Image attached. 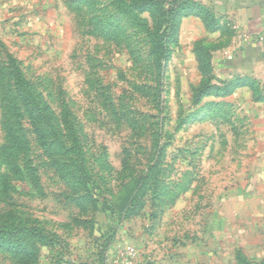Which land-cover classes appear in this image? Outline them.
I'll use <instances>...</instances> for the list:
<instances>
[{
  "label": "rangeland",
  "instance_id": "374dc122",
  "mask_svg": "<svg viewBox=\"0 0 264 264\" xmlns=\"http://www.w3.org/2000/svg\"><path fill=\"white\" fill-rule=\"evenodd\" d=\"M136 1L0 0V65L12 56L57 97L55 109L64 98L77 135L67 141L87 175L84 186L67 187L23 123L19 157L28 155L35 174L0 196V212L33 233L15 238L25 249L17 255L2 237L0 264H235L238 249L264 259V144L252 106L264 103L249 86L194 103L206 83L204 49L210 75L230 81L220 63L229 35L183 13L154 106L142 19L152 24L154 8ZM4 137L0 126V144Z\"/></svg>",
  "mask_w": 264,
  "mask_h": 264
},
{
  "label": "trees",
  "instance_id": "16d2710c",
  "mask_svg": "<svg viewBox=\"0 0 264 264\" xmlns=\"http://www.w3.org/2000/svg\"><path fill=\"white\" fill-rule=\"evenodd\" d=\"M164 3L166 7L162 6ZM132 4L141 11L154 8L152 9V17L150 16L152 24H149L148 18L142 19L148 25V35H150L151 40L149 57L154 85H148V88L152 89L154 93L152 103L159 108L162 102L159 94L163 82L165 61L171 53L169 43L172 38H175L178 31V18L183 13V15L190 14L199 17L205 28L212 32L218 29L217 20L208 7L196 0H139ZM200 48L202 47L198 49L200 50ZM204 50L205 61L200 66L207 77L206 83L194 90L195 104L207 96H228L233 93L236 87L243 85L238 79L230 81L220 79L219 81L218 78L211 76L209 68L210 50ZM198 56L199 58L202 57L200 54ZM0 67V126L5 133L4 143L0 144V196L9 192L13 193L16 188L15 181L18 182V179L19 181H29L30 176L33 177L35 174L28 155L19 157L21 151L27 152L28 142L25 137L27 129L23 123L27 124L36 144L39 148L44 149L45 154L51 160L52 167L66 182L67 187L84 186L87 175L83 164H79L77 161L80 158L81 150L79 146L70 145L67 141L71 134L73 140L76 141L74 143H77V135L75 127L71 130L66 127L69 121L66 120L67 112H65L64 98L59 99V103H56L58 109H55L51 101L56 102L57 97L47 92L44 93L39 88V83L28 78L12 56H8L6 62H1ZM221 81L223 84H220ZM247 85L254 91L252 93L253 99L264 103V95L259 92L258 83L250 80ZM158 139L157 136L155 141ZM154 147H157V143ZM72 155L73 157L77 155V160L73 159ZM7 213L9 214L7 219L9 223L7 225L0 224V246L4 242L2 237H7V243L12 246L11 250L14 255L25 253L24 248L20 252L17 251V239L15 238L23 232L28 236L33 233V230L28 226L16 225V215L10 211L0 212V218ZM234 258L235 264H264V259L252 261L240 249L235 251Z\"/></svg>",
  "mask_w": 264,
  "mask_h": 264
},
{
  "label": "crops",
  "instance_id": "0c3cea01",
  "mask_svg": "<svg viewBox=\"0 0 264 264\" xmlns=\"http://www.w3.org/2000/svg\"><path fill=\"white\" fill-rule=\"evenodd\" d=\"M197 1L213 12L218 27L213 33L229 35L220 59L227 71V80L238 79L243 83L237 92L248 91L246 87L250 80L264 83V0ZM193 18L203 27L198 17ZM252 106L259 117L256 124L258 137L264 144V105L253 103Z\"/></svg>",
  "mask_w": 264,
  "mask_h": 264
}]
</instances>
